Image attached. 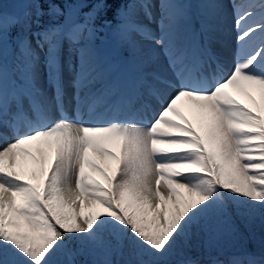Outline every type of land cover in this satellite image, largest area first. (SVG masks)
Masks as SVG:
<instances>
[{
	"label": "snow or ice",
	"instance_id": "1",
	"mask_svg": "<svg viewBox=\"0 0 264 264\" xmlns=\"http://www.w3.org/2000/svg\"><path fill=\"white\" fill-rule=\"evenodd\" d=\"M230 5V64L223 0L0 6V264H264L219 258L264 218V0Z\"/></svg>",
	"mask_w": 264,
	"mask_h": 264
},
{
	"label": "rangeland",
	"instance_id": "2",
	"mask_svg": "<svg viewBox=\"0 0 264 264\" xmlns=\"http://www.w3.org/2000/svg\"><path fill=\"white\" fill-rule=\"evenodd\" d=\"M18 1L19 0H0V6H2V9L4 11L17 12L20 9L18 4H17ZM223 2L225 3V5H227L225 0H223ZM237 2L241 3V4H248V3L254 2V3L258 4V3L262 2V0H238ZM255 11L258 12V11H260V9L257 8V9H255ZM227 12H228V17L226 20V32L228 34L227 42H228V46H229V44L234 40V33H235V31H233L232 32L233 34L231 35V33L229 32V29L231 27V21L233 20L232 15H231V6L229 4L227 5ZM232 24H233V22H232ZM150 27H152L154 30H156L155 25H150ZM152 47L156 48V51H157V54L159 57V64L162 65L165 69H167V61H162L163 58H165L167 60V58L164 55L163 49L157 45H154V44L152 45ZM170 74H171V71L168 70L167 75L169 76ZM45 79H46V77L42 73V80H45ZM44 86H45L47 95L49 97H51L52 92H51V90H49L50 88L47 87L46 83ZM233 94L237 96V99H239L241 101V103H249V101H247L243 96H240L237 93H233ZM257 99H259L258 96H257ZM182 111L184 112L185 116H187L188 119L195 124V122H196L195 115L186 105L182 107ZM96 178L100 179L101 183H103V180L101 177H99L97 175ZM241 230L244 232V234L241 238H239L235 241L224 242V252H228L230 254H227V257H224L225 254L220 255L219 258L221 260H226L229 256L233 255L234 253L232 251L244 250V251H255L258 253H262V252L264 253V243L258 242V239L262 238V236L264 234V218H262L259 213L255 214L251 228L246 229V228L242 227ZM252 233L253 234L255 233V235L253 236L254 238H252L253 241L249 242L248 238H249V236L253 235ZM194 243H195V241H194ZM200 244H201V246L199 249L193 248L192 251L190 250L188 252V255L196 256V255H198V253H207L208 251L203 247V241H201ZM212 253H217V251L213 250ZM235 255H238V254H235ZM214 256H216V255H214ZM81 259H83V258H81ZM207 259L200 260L201 264H206Z\"/></svg>",
	"mask_w": 264,
	"mask_h": 264
},
{
	"label": "trees",
	"instance_id": "3",
	"mask_svg": "<svg viewBox=\"0 0 264 264\" xmlns=\"http://www.w3.org/2000/svg\"><path fill=\"white\" fill-rule=\"evenodd\" d=\"M22 4L24 3V1H22L21 2ZM19 5H21V4H19ZM21 6H19V8H20ZM242 231V230H241ZM257 232V231H256ZM242 233L244 234V232L242 231ZM253 234V233H252ZM255 235V233L252 235V236H249V238H248V240H249V242H252L253 241V239L252 238H254L253 236ZM263 236H264V234H263ZM262 236V238H260V239H258V242H261V243H264V237ZM262 239V240H261ZM263 241V242H262ZM227 242H229V241H227ZM246 250V249H245ZM192 251V250H191ZM242 251H244V250H240V251H232V252H234V253H236V252H242ZM205 252V251H204ZM228 252H224V254H227ZM218 253H212L211 255H217ZM208 256H209V253L207 252V253H198V255H196V256H191V257H193V259H198V260H205V259H207L208 258Z\"/></svg>",
	"mask_w": 264,
	"mask_h": 264
},
{
	"label": "bare ground",
	"instance_id": "4",
	"mask_svg": "<svg viewBox=\"0 0 264 264\" xmlns=\"http://www.w3.org/2000/svg\"><path fill=\"white\" fill-rule=\"evenodd\" d=\"M227 38H228V34L225 32V35L223 37V43L220 45H216V48L219 50V51L218 50L217 51H218V53H221V56L223 57L222 59L224 60V62L226 59H228V57H227V52H228ZM226 64H228V63H226ZM70 101H72V100L66 99V97H65V103L70 102Z\"/></svg>",
	"mask_w": 264,
	"mask_h": 264
}]
</instances>
